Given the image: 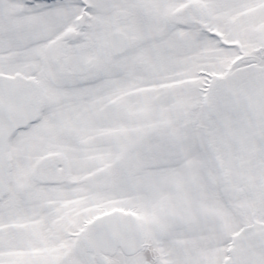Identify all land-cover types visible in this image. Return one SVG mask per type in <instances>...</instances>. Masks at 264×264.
<instances>
[{
    "label": "snow or ice",
    "instance_id": "6c2138e0",
    "mask_svg": "<svg viewBox=\"0 0 264 264\" xmlns=\"http://www.w3.org/2000/svg\"><path fill=\"white\" fill-rule=\"evenodd\" d=\"M0 264H264V0H0Z\"/></svg>",
    "mask_w": 264,
    "mask_h": 264
}]
</instances>
